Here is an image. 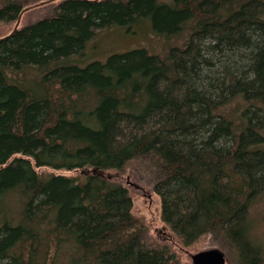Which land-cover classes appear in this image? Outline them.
<instances>
[{
  "label": "trees",
  "instance_id": "obj_1",
  "mask_svg": "<svg viewBox=\"0 0 264 264\" xmlns=\"http://www.w3.org/2000/svg\"><path fill=\"white\" fill-rule=\"evenodd\" d=\"M31 1L0 0V23ZM47 4L0 39V264H187L174 248L208 234L238 264H264L250 236V208L264 193V150L254 148L264 141V0ZM146 18L184 42L165 54L74 60L98 31ZM135 159L154 174L169 240L151 237L111 172Z\"/></svg>",
  "mask_w": 264,
  "mask_h": 264
},
{
  "label": "rangeland",
  "instance_id": "obj_2",
  "mask_svg": "<svg viewBox=\"0 0 264 264\" xmlns=\"http://www.w3.org/2000/svg\"><path fill=\"white\" fill-rule=\"evenodd\" d=\"M39 1L40 0H32L26 6L36 4ZM50 5L51 4H44L24 11L19 27L29 24L46 15L51 9ZM143 21L144 22L142 23L135 24L130 29L126 25H114L98 31L86 42L82 53L75 54L74 60H76L80 65L85 66L93 60L105 61L108 56L114 52H122L141 47L146 48L150 53L153 54H165L170 46L174 44H182L186 38V34L171 37V35L157 32L154 30L155 28L153 27V23L150 18H146ZM15 24L16 20L0 23V38L9 34L13 30ZM238 58L239 57L237 55L234 56L237 66L247 63V60L242 61ZM214 60H218V62H220V60H225V57H222L219 60V55L217 54ZM216 68L219 69V72L216 71ZM214 69V75L217 76L218 73L221 74V76H225V71L220 67L218 68V65ZM238 72H242V70L236 72V75L241 77L242 74ZM24 74V72H21L19 73V76H23ZM33 75H35L34 71H29L26 73L27 77H25V81L28 85H31ZM261 133L264 135V127L262 128ZM254 146V148H260L264 150V141L258 142ZM145 161L142 159H135L127 165L124 172H118L114 170L111 172L116 173L118 175V180L129 188L133 198V211L149 226L151 237L157 240L162 238L169 240V234H167L168 232H163L164 222L161 218V198L153 190L154 174L149 169ZM36 169L39 172H54L66 175H75L79 173V171L55 169L49 166H36ZM128 174L132 175L133 180L141 183L146 188V190L151 193V196L144 194L142 190H139L135 188L134 185H131L127 179ZM250 223L251 238L264 248V193L254 201L250 208ZM213 244H217V242H215L212 236L208 234L203 235L199 240L191 245L185 246L182 249L180 247H176L174 250L182 262L192 264L189 257L190 253L208 248ZM221 248H223L226 252L229 258V264H238L237 254L234 249L228 246H222Z\"/></svg>",
  "mask_w": 264,
  "mask_h": 264
},
{
  "label": "water",
  "instance_id": "obj_3",
  "mask_svg": "<svg viewBox=\"0 0 264 264\" xmlns=\"http://www.w3.org/2000/svg\"><path fill=\"white\" fill-rule=\"evenodd\" d=\"M50 1L51 0H42L36 4L26 6L21 11L20 15L18 16L16 20V24L13 30L8 35H12L16 30L19 29L21 17L24 11L29 10L30 8H33L36 6L47 4ZM4 37H1V38H4ZM190 259H191L192 264H229L230 263L226 252L222 248L216 247V246L208 247L205 249L198 250L194 253H190Z\"/></svg>",
  "mask_w": 264,
  "mask_h": 264
},
{
  "label": "bare ground",
  "instance_id": "obj_4",
  "mask_svg": "<svg viewBox=\"0 0 264 264\" xmlns=\"http://www.w3.org/2000/svg\"><path fill=\"white\" fill-rule=\"evenodd\" d=\"M110 169V168H109ZM128 170V169H127Z\"/></svg>",
  "mask_w": 264,
  "mask_h": 264
}]
</instances>
